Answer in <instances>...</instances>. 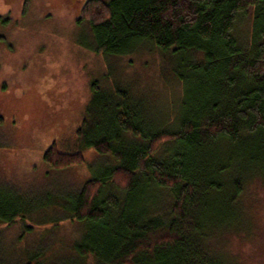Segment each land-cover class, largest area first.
Returning <instances> with one entry per match:
<instances>
[{"label": "trees", "instance_id": "16d2710c", "mask_svg": "<svg viewBox=\"0 0 264 264\" xmlns=\"http://www.w3.org/2000/svg\"><path fill=\"white\" fill-rule=\"evenodd\" d=\"M81 20L93 53L157 52L180 102L154 117L124 79L92 80L78 126L43 161L70 169L92 150L112 162L43 202L0 194V225L60 210L54 225L86 226L72 264H245L223 245L251 235L247 196L264 187V0H86ZM38 253L15 264H45Z\"/></svg>", "mask_w": 264, "mask_h": 264}, {"label": "rangeland", "instance_id": "374dc122", "mask_svg": "<svg viewBox=\"0 0 264 264\" xmlns=\"http://www.w3.org/2000/svg\"><path fill=\"white\" fill-rule=\"evenodd\" d=\"M85 1L0 0V194L43 202L47 195L75 192L112 162L92 150L84 152L83 165L70 169L52 170L43 161L46 149L78 126L90 82H103L108 72L124 79L154 117H172L178 107L179 85L161 75L157 52L106 58L81 46L89 41L87 21L79 22ZM249 19L238 28L241 36L248 34ZM251 189L243 213L252 219V233L242 240L227 236L223 247L245 264H264V187ZM41 216V223L17 219L0 225V264L24 262L28 253L44 250L45 264H72L71 247L85 224L62 220L54 225L62 212L53 207Z\"/></svg>", "mask_w": 264, "mask_h": 264}]
</instances>
